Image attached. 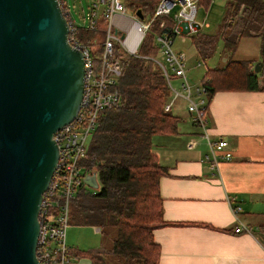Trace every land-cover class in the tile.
<instances>
[{
	"label": "trees",
	"instance_id": "16d2710c",
	"mask_svg": "<svg viewBox=\"0 0 264 264\" xmlns=\"http://www.w3.org/2000/svg\"><path fill=\"white\" fill-rule=\"evenodd\" d=\"M157 1L123 3L133 13L140 10L145 16L153 12ZM205 1L210 0L200 3ZM229 1L216 35L199 32L191 38L202 59L213 55L218 39L222 54L227 55L222 66L207 69L203 75L200 84L206 90L207 106L217 91H264V1ZM172 27L168 20L154 21L137 49L138 55L156 56L155 34L172 35ZM249 36L260 39L261 69L257 73L252 60L232 58L239 40ZM74 37L79 44L88 45L93 32L76 27ZM118 50L115 45V58L123 62L117 84L122 104L98 113L81 160L85 175L94 174L98 188L81 184L69 203V225L97 227L105 243L99 250H68L66 260L68 256H85L91 264H158L160 250L153 230L169 225L162 216L159 194V179L167 173L152 151L151 139L176 134L177 117L164 110L170 93L161 69L151 60ZM91 57L97 68L100 54L91 52Z\"/></svg>",
	"mask_w": 264,
	"mask_h": 264
},
{
	"label": "crops",
	"instance_id": "0c3cea01",
	"mask_svg": "<svg viewBox=\"0 0 264 264\" xmlns=\"http://www.w3.org/2000/svg\"><path fill=\"white\" fill-rule=\"evenodd\" d=\"M64 5L73 23L65 1ZM127 12L131 16L124 20L126 27L133 17L138 18L126 7ZM141 15L138 19L147 16ZM102 20H97L93 38L86 45L93 53L100 54L105 33ZM198 25L193 35L209 27L208 23ZM172 36L174 41L176 35ZM257 39L260 48V39ZM154 45L159 54L155 41ZM140 56L136 52L134 57ZM259 59L260 55L245 60L256 63ZM225 61L226 57L223 64ZM174 81L180 85V79L172 76L171 84ZM178 99L183 103L181 107V102L176 103ZM168 103L171 112L173 108L184 109L189 120L180 119L172 112L177 117V133L154 135L151 139L152 151L167 173L159 179V194L162 216L169 225L153 230V240L160 250L158 264H264V91L215 92L206 107L207 136L187 111L182 97L173 99L170 94ZM185 123L187 126L183 125ZM218 140L226 142L225 150H229L232 157L218 162L217 173L210 169L204 156L210 153L209 143ZM236 206L240 207L238 219L249 232H235L238 223L231 208ZM69 226L67 251L88 252L104 247L99 228L75 226L76 229L68 232ZM78 229L87 230L85 238L88 240H81ZM65 264L91 262L85 256H68Z\"/></svg>",
	"mask_w": 264,
	"mask_h": 264
},
{
	"label": "water",
	"instance_id": "95a60500",
	"mask_svg": "<svg viewBox=\"0 0 264 264\" xmlns=\"http://www.w3.org/2000/svg\"><path fill=\"white\" fill-rule=\"evenodd\" d=\"M68 32L57 0H0V264H40L39 206L58 161L53 135L76 117L83 93V56ZM83 183L98 188L94 174Z\"/></svg>",
	"mask_w": 264,
	"mask_h": 264
},
{
	"label": "built area",
	"instance_id": "2783aa9c",
	"mask_svg": "<svg viewBox=\"0 0 264 264\" xmlns=\"http://www.w3.org/2000/svg\"><path fill=\"white\" fill-rule=\"evenodd\" d=\"M58 2L63 7V0ZM199 3L200 0H158L151 14L143 19L133 17L129 27L124 28L115 22L116 17L128 19L123 1L100 0L102 9L99 12L93 9L88 14L87 28L94 31L97 20L99 18L105 20V33L100 43V61L97 68L94 66L89 47L77 42L74 37L76 27L68 20L69 42L78 48L83 56V93L76 117L53 135L58 147V161L39 206V231L35 256L40 264L67 262L66 234L69 226V203L83 184L85 176L81 160L86 154L98 113L117 108L122 104L117 87L122 73V61L120 58H115L114 46L118 45L119 53L136 56V47L141 43L150 25L158 19L163 20V23L165 20L173 23L171 29L173 35L194 34L200 27L195 21ZM94 8H96L95 5ZM172 37L165 32L156 34L154 37L159 54L163 58L162 61L148 56H139L153 61L161 69L171 97L174 99L180 96L185 100L187 111L193 113L194 121L207 136L204 116L207 107L206 90L201 84L195 87L189 86L183 57L172 49ZM172 76L180 79L182 93L172 86L170 82ZM168 109L169 103L164 106V110ZM209 146L210 153L204 156V160L209 162L210 169L218 173V162L229 160L232 155L229 150H225L224 140L209 143ZM218 151L222 153H217ZM239 210L238 206L231 208L235 221L238 223L235 232H249V229L238 219Z\"/></svg>",
	"mask_w": 264,
	"mask_h": 264
},
{
	"label": "rangeland",
	"instance_id": "374dc122",
	"mask_svg": "<svg viewBox=\"0 0 264 264\" xmlns=\"http://www.w3.org/2000/svg\"><path fill=\"white\" fill-rule=\"evenodd\" d=\"M68 5V12L70 17L73 20V23L78 27L88 28V14L93 10L100 11L102 7L100 6V0H63ZM230 3L229 0H210L200 3L197 6V14L195 21L198 24L208 23V28H203L200 30L201 33H207L211 35H216L219 27L223 23V20L226 16V6ZM94 5L96 8H94ZM130 12H127L126 16H131ZM149 32V31H148ZM193 34H182L176 35L174 38V43L172 49L174 52H180L184 56V70L188 83L191 87L200 85L203 75L206 69H211L214 67H219L223 65V60L227 55L222 54V41L218 39L215 51L212 56L209 58L202 59V57L197 53L193 43H192ZM259 55V45L257 37L249 36L242 37L240 43L235 51L232 53L233 59L245 60L249 58H256ZM225 56V57H224ZM154 59L162 61V58L157 53L154 56ZM199 63V65H197ZM178 82V81H177ZM174 81L172 84L175 89L180 90V85ZM180 105L181 100H177L176 103ZM181 102V103H179ZM183 103L179 106L181 107ZM172 112L175 115H179L180 119L189 120L188 113L180 108L177 111L173 108ZM193 115V113H191ZM194 117V115H193ZM187 126V124H183ZM75 226H69L68 232L71 229H76ZM79 236L82 237V241L88 240L85 238L87 230L78 229ZM89 238H93L90 236Z\"/></svg>",
	"mask_w": 264,
	"mask_h": 264
},
{
	"label": "bare ground",
	"instance_id": "6f19581e",
	"mask_svg": "<svg viewBox=\"0 0 264 264\" xmlns=\"http://www.w3.org/2000/svg\"><path fill=\"white\" fill-rule=\"evenodd\" d=\"M58 1V0H57ZM59 3V2H58ZM124 4V3H123ZM200 4V3H199ZM60 5V4H59ZM61 7V6H60ZM126 7V6H125ZM63 8H65V5H64V1H63V7H61V10H62V13H63V15H64V17L66 18V20H67V22H68V20H69V18H68V14H66L67 12H66V10L64 9L63 10ZM105 21V20H104ZM72 22V21H71ZM115 22H117L118 23V25H120V26H122V27H124V28H128V27H126V24L127 23H125L124 22V20H123V18H121V17H116L115 18ZM128 31V30H127ZM68 36H69V32H68ZM75 47V46H74ZM122 65H123V62H122Z\"/></svg>",
	"mask_w": 264,
	"mask_h": 264
}]
</instances>
